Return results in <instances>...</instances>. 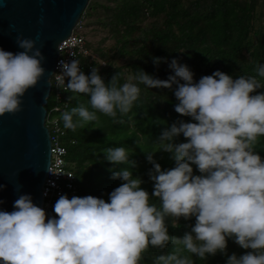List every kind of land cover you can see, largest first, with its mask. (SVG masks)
I'll return each instance as SVG.
<instances>
[{"label": "clouds", "instance_id": "clouds-1", "mask_svg": "<svg viewBox=\"0 0 264 264\" xmlns=\"http://www.w3.org/2000/svg\"><path fill=\"white\" fill-rule=\"evenodd\" d=\"M17 46L16 52L0 47V116L21 111L22 98L45 74L36 41L20 37ZM162 62L167 58L153 57L155 66ZM169 68L174 74L167 79L140 69L121 83L118 72L106 82L97 66L85 74L76 58L59 62L55 84L89 97L87 105L61 113L65 129L76 131L98 121V114H127L141 84L171 90L175 112L188 119L171 124L156 141L173 167L163 168L156 152H147L152 192L134 171L133 151L109 147L103 160L129 167L112 172L121 183L107 199L63 194L49 213L31 194H21L11 211L0 207V264H142L150 248L169 243L174 250L154 264H195L217 254L225 264H264V157L256 147L264 137V63L256 75L216 70L198 80L176 58ZM193 218L182 237L169 233V220L176 228ZM229 240L244 254L229 255Z\"/></svg>", "mask_w": 264, "mask_h": 264}, {"label": "trees", "instance_id": "trees-1", "mask_svg": "<svg viewBox=\"0 0 264 264\" xmlns=\"http://www.w3.org/2000/svg\"><path fill=\"white\" fill-rule=\"evenodd\" d=\"M80 22L83 30L97 35L94 42L85 37L90 54L81 59L83 71L90 74L97 66L106 82L118 72L123 83L140 69L156 78L167 79L174 74L169 68L173 58L187 64L197 80L216 70L230 75H256L257 64L264 63V0H90ZM153 57H165L168 62L157 67ZM139 87L140 98L130 112L118 113L115 119L98 114V121L76 131L63 127L61 113L80 104L87 105L89 97L63 91L59 102L52 93L48 110L68 104L66 109L53 111L51 116L65 130L62 139L69 166L76 175L78 196L107 199L120 185L121 181L112 178V172L129 165L104 161L102 151L109 147L122 146L133 151L130 161H135L134 171L144 178L143 187L149 192L153 190V182L147 175L152 168L147 152L155 151L163 168L174 166L169 155L159 151L156 141L171 124L188 118L175 112L176 99L171 90L151 89L142 84ZM138 139L142 141L139 145ZM179 140L182 142L184 138ZM256 147L264 157V137ZM194 222V218L181 219L179 226L173 228L169 220V233L182 237ZM174 247L169 243L164 249L150 248L142 264H154L157 256L170 254ZM245 251L229 240V255ZM225 261L224 255L217 254L207 261L196 259L195 264H225Z\"/></svg>", "mask_w": 264, "mask_h": 264}, {"label": "water", "instance_id": "water-1", "mask_svg": "<svg viewBox=\"0 0 264 264\" xmlns=\"http://www.w3.org/2000/svg\"><path fill=\"white\" fill-rule=\"evenodd\" d=\"M90 0H0V47L20 51L17 39L36 41L45 74L22 98L21 111L0 116V207L11 211L21 194L41 207L52 158L47 125L60 44L76 28Z\"/></svg>", "mask_w": 264, "mask_h": 264}, {"label": "built area", "instance_id": "built-area-1", "mask_svg": "<svg viewBox=\"0 0 264 264\" xmlns=\"http://www.w3.org/2000/svg\"><path fill=\"white\" fill-rule=\"evenodd\" d=\"M82 30L83 24L79 21L73 33L60 44V55L52 78L53 90L59 102L62 101V92L64 91L55 84L54 80L55 74L59 72V62L61 60H72L76 58L80 61V66L83 70L81 59L90 54L87 40L81 32ZM64 107L66 109L68 104L64 105ZM63 108L56 107L53 111H58ZM53 111H50L47 118V125L51 131L52 158L48 176L43 187V207L49 213H52L53 205L60 195L78 196L80 191L76 183L75 172L71 169L67 160V148L63 144L62 137L65 134V130L62 128L59 120L51 116ZM66 174H71L73 177H68Z\"/></svg>", "mask_w": 264, "mask_h": 264}, {"label": "rangeland", "instance_id": "rangeland-1", "mask_svg": "<svg viewBox=\"0 0 264 264\" xmlns=\"http://www.w3.org/2000/svg\"><path fill=\"white\" fill-rule=\"evenodd\" d=\"M83 28H84V26H83ZM82 32H83L84 36L86 35L85 37H87L89 41L92 40L94 42L97 40V35H93L92 32L90 33L88 29L83 30ZM87 38H86V40H87Z\"/></svg>", "mask_w": 264, "mask_h": 264}]
</instances>
